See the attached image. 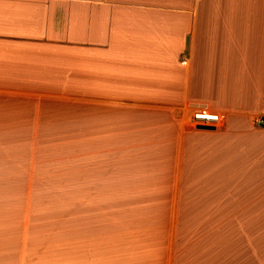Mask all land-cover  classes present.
<instances>
[{
	"label": "crops",
	"instance_id": "0c3cea01",
	"mask_svg": "<svg viewBox=\"0 0 264 264\" xmlns=\"http://www.w3.org/2000/svg\"><path fill=\"white\" fill-rule=\"evenodd\" d=\"M263 114L264 0H0V188L72 202L0 211V264H264Z\"/></svg>",
	"mask_w": 264,
	"mask_h": 264
},
{
	"label": "rangeland",
	"instance_id": "374dc122",
	"mask_svg": "<svg viewBox=\"0 0 264 264\" xmlns=\"http://www.w3.org/2000/svg\"><path fill=\"white\" fill-rule=\"evenodd\" d=\"M57 168L59 171L55 168L36 173L41 176L35 179H43V186L0 188V211H71L70 167ZM28 170L29 167H0V180L28 181Z\"/></svg>",
	"mask_w": 264,
	"mask_h": 264
},
{
	"label": "built area",
	"instance_id": "2783aa9c",
	"mask_svg": "<svg viewBox=\"0 0 264 264\" xmlns=\"http://www.w3.org/2000/svg\"><path fill=\"white\" fill-rule=\"evenodd\" d=\"M189 120L193 127L207 126L217 128L220 125L221 117L208 109H202L195 111ZM254 125L264 129V114L255 120Z\"/></svg>",
	"mask_w": 264,
	"mask_h": 264
},
{
	"label": "water",
	"instance_id": "95a60500",
	"mask_svg": "<svg viewBox=\"0 0 264 264\" xmlns=\"http://www.w3.org/2000/svg\"><path fill=\"white\" fill-rule=\"evenodd\" d=\"M195 128L199 130H213L214 129L213 127H207V126H196Z\"/></svg>",
	"mask_w": 264,
	"mask_h": 264
}]
</instances>
